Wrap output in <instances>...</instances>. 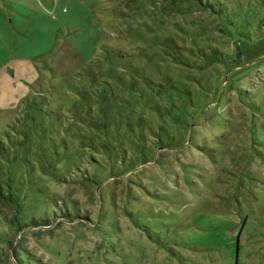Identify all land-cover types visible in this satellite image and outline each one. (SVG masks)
Listing matches in <instances>:
<instances>
[{"label":"rangeland","instance_id":"obj_1","mask_svg":"<svg viewBox=\"0 0 264 264\" xmlns=\"http://www.w3.org/2000/svg\"><path fill=\"white\" fill-rule=\"evenodd\" d=\"M9 133L0 264H264V0H0Z\"/></svg>","mask_w":264,"mask_h":264},{"label":"trees","instance_id":"obj_2","mask_svg":"<svg viewBox=\"0 0 264 264\" xmlns=\"http://www.w3.org/2000/svg\"><path fill=\"white\" fill-rule=\"evenodd\" d=\"M199 1V3H202L203 0H197ZM78 93H80L81 95H84L85 92L84 91H78ZM26 104V106H30L31 102L30 101H25L24 102ZM21 117V116H20ZM16 133V131L14 132ZM12 133L7 134V136L5 138H0V163H7V164H13L15 161V151H17L20 148H24L25 143L22 139L17 138L14 139L13 138ZM50 140H48L50 146L53 148L52 151L56 150V146H57V139L52 137L49 138ZM7 187L9 190H7L8 192V196L5 197V199L7 201H14V199L18 198L19 196H17L16 194H14L13 192L10 191V187H12L11 184H7ZM14 189V188H13ZM17 189V188H15Z\"/></svg>","mask_w":264,"mask_h":264}]
</instances>
